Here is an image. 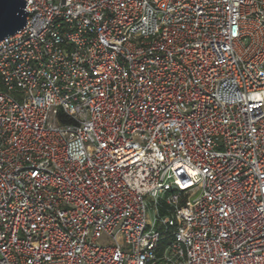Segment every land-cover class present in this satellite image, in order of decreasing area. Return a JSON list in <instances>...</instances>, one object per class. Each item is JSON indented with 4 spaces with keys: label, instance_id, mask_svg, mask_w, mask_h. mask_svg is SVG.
<instances>
[{
    "label": "built area",
    "instance_id": "built-area-1",
    "mask_svg": "<svg viewBox=\"0 0 264 264\" xmlns=\"http://www.w3.org/2000/svg\"><path fill=\"white\" fill-rule=\"evenodd\" d=\"M26 1L0 264H264V0Z\"/></svg>",
    "mask_w": 264,
    "mask_h": 264
},
{
    "label": "water",
    "instance_id": "water-1",
    "mask_svg": "<svg viewBox=\"0 0 264 264\" xmlns=\"http://www.w3.org/2000/svg\"><path fill=\"white\" fill-rule=\"evenodd\" d=\"M26 0H0V41L14 35L27 24Z\"/></svg>",
    "mask_w": 264,
    "mask_h": 264
}]
</instances>
